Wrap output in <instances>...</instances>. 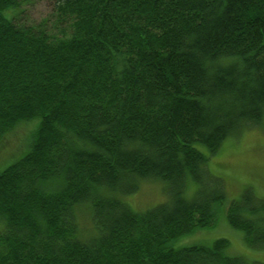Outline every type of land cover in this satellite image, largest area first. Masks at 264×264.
<instances>
[{
    "label": "trees",
    "instance_id": "1",
    "mask_svg": "<svg viewBox=\"0 0 264 264\" xmlns=\"http://www.w3.org/2000/svg\"><path fill=\"white\" fill-rule=\"evenodd\" d=\"M46 1L30 21L32 0H0V142L38 118L0 170V264H239L225 238L174 245L220 212L263 249V204L245 191L218 210L208 160L264 126V0ZM147 181L166 198L134 210Z\"/></svg>",
    "mask_w": 264,
    "mask_h": 264
},
{
    "label": "rangeland",
    "instance_id": "2",
    "mask_svg": "<svg viewBox=\"0 0 264 264\" xmlns=\"http://www.w3.org/2000/svg\"><path fill=\"white\" fill-rule=\"evenodd\" d=\"M24 7L21 18L29 17L30 21H38L48 14L50 6L46 0H32ZM37 124L38 118L34 117L18 124L6 134V137L0 142V170L19 159L29 149ZM200 149L204 151L201 146ZM208 167L213 174L222 179L223 186L226 188L225 202H223V206L218 207V210L224 212L229 202L245 191L254 195L256 200H253L254 203H258V200L261 201L263 205L257 206L259 209L263 207L264 126L239 130L238 134L231 135L224 140L223 144L209 157ZM190 190L192 191L191 188ZM165 198L162 184L158 181L143 182L134 193L124 196V200L138 211L152 208L163 202ZM260 211L264 213V209L261 208ZM78 217L83 235H92L94 231L90 226L88 209L81 207L78 210ZM2 225L0 220V230ZM182 236L189 237L182 240L178 238L176 241L179 243L175 241V246L190 245L186 243L207 246L218 238H225L228 244L225 246L224 252L230 254L231 258H236L239 264H264V248L250 247L244 241L242 232L231 228L221 212L211 225Z\"/></svg>",
    "mask_w": 264,
    "mask_h": 264
}]
</instances>
